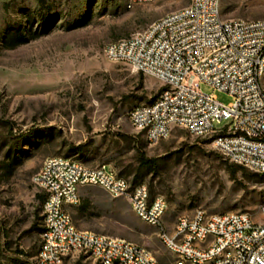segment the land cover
Returning <instances> with one entry per match:
<instances>
[{
	"label": "rangeland",
	"instance_id": "obj_1",
	"mask_svg": "<svg viewBox=\"0 0 264 264\" xmlns=\"http://www.w3.org/2000/svg\"><path fill=\"white\" fill-rule=\"evenodd\" d=\"M188 1L128 8L127 0H0V242L13 258L4 256L1 264H37V195L43 193L34 178L43 159L54 155L90 167L105 164L131 183H145L166 199L167 222L195 208L247 212L264 221V174L228 162L210 137L181 128L149 145L128 114L155 98L160 81L103 55L108 42ZM220 3L224 18L264 17V0ZM199 88L223 105L234 100L204 83ZM141 152L156 159L153 168L139 164ZM67 210L78 229L126 239L150 250L161 264L171 263L156 229L125 198L82 187L79 204ZM61 264L98 263L79 258Z\"/></svg>",
	"mask_w": 264,
	"mask_h": 264
},
{
	"label": "built area",
	"instance_id": "obj_2",
	"mask_svg": "<svg viewBox=\"0 0 264 264\" xmlns=\"http://www.w3.org/2000/svg\"><path fill=\"white\" fill-rule=\"evenodd\" d=\"M153 1L127 0V7ZM103 55L160 81L155 98L128 114L149 145L181 128L210 137L228 162L264 174V17L224 18L220 0H189L108 42ZM200 83L234 100L223 105L201 92ZM34 179L44 196L37 264L79 258L98 264H161L141 245L75 226L67 208L79 204L80 189L87 186L125 198L135 215L156 229L170 264H264V221L247 212L195 208L167 222L166 199L153 195L145 183L132 184L105 164L90 167L61 155L45 157ZM260 212L264 215V205Z\"/></svg>",
	"mask_w": 264,
	"mask_h": 264
},
{
	"label": "trees",
	"instance_id": "obj_3",
	"mask_svg": "<svg viewBox=\"0 0 264 264\" xmlns=\"http://www.w3.org/2000/svg\"><path fill=\"white\" fill-rule=\"evenodd\" d=\"M82 147H83V145L80 144V145L75 146L74 149L75 150H81ZM138 160H139V164L141 166H148L149 168H153L155 165V162H156L155 158H148L145 156V154L143 152L139 153ZM138 183H140V182H138ZM132 184H136V183H132ZM37 198H38V201L41 203L43 201L44 196H43V194H39V195H37ZM4 256H6L9 259H13L12 257L6 255L5 248H4L3 244L0 242V264H1V259ZM16 256L21 257L22 255H16ZM17 259H14V260H17Z\"/></svg>",
	"mask_w": 264,
	"mask_h": 264
}]
</instances>
